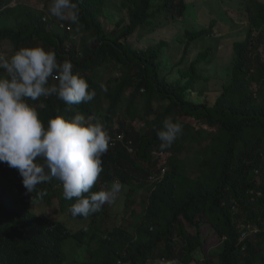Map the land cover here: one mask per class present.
Returning a JSON list of instances; mask_svg holds the SVG:
<instances>
[{
	"label": "trees",
	"instance_id": "16d2710c",
	"mask_svg": "<svg viewBox=\"0 0 264 264\" xmlns=\"http://www.w3.org/2000/svg\"><path fill=\"white\" fill-rule=\"evenodd\" d=\"M8 2L0 0V55L41 46L72 62L96 91L93 101L71 110L56 96L29 103L45 124L76 112L103 122L110 147L91 191L119 180L131 209L111 228L103 224L107 204L88 218L72 217L75 198H63L58 180L30 193L19 171L0 163V264H64L69 238L86 249L80 264H264V4L247 2L250 27L235 42L234 61L211 102L190 97L210 47L181 71L182 83L162 70L163 42H129L163 17L184 19L185 0H120L114 15L108 0H75L78 24ZM211 34L188 29L186 51ZM168 117L183 131L162 149L156 130Z\"/></svg>",
	"mask_w": 264,
	"mask_h": 264
},
{
	"label": "clouds",
	"instance_id": "9594fccd",
	"mask_svg": "<svg viewBox=\"0 0 264 264\" xmlns=\"http://www.w3.org/2000/svg\"><path fill=\"white\" fill-rule=\"evenodd\" d=\"M48 11L59 21L79 23L75 0H51ZM0 70V163L17 169L30 193L42 183L58 180L63 198H75L69 208L72 217L88 218L106 204H115L124 189L119 180L107 190L91 191L110 147L103 122L99 118L91 122V117L76 112L71 118H49L45 124L29 103L56 96L71 110L72 105L93 101L96 91L74 71L72 62L58 61L55 52L41 46L24 47L10 57L0 55ZM182 131L179 121L166 118L156 130L160 147H171Z\"/></svg>",
	"mask_w": 264,
	"mask_h": 264
},
{
	"label": "rangeland",
	"instance_id": "374dc122",
	"mask_svg": "<svg viewBox=\"0 0 264 264\" xmlns=\"http://www.w3.org/2000/svg\"><path fill=\"white\" fill-rule=\"evenodd\" d=\"M250 0H185L186 11L184 19L178 18L174 23L169 22V18L163 17L161 24H148L129 42L137 47H149L163 42L162 70L168 77L175 81H186L181 71L189 67L199 54L207 47L211 48L210 56L207 60L199 63L198 73L200 78L192 85L190 97L193 100H208L213 102L222 89V83L227 75V68L234 61V44L243 40L250 27L247 2ZM264 4V0H259ZM47 0H9L8 5L17 7L23 5L35 11H45L48 19L49 7L51 3ZM120 0H108L110 10L114 14L118 9ZM116 16L112 20L115 21ZM169 22V23H168ZM201 28L211 29L210 36L202 37L192 41L186 51V36L188 29L197 30ZM182 37L183 39H181ZM4 44L3 48L9 47ZM264 54V53H263ZM2 55L9 57L10 51L3 52ZM2 71V70H0ZM105 104V103H104ZM125 187L119 195L115 204L110 205L108 216L104 217L103 224L106 227L119 225L130 213L131 207L127 204ZM140 198H136L135 203H139ZM66 225L73 228L76 221L73 218H63ZM256 228L252 229L255 232ZM63 249L66 255L64 264H80L87 258L86 249L74 238L65 241ZM202 259H200L201 261ZM176 264V263H173ZM239 264H245L240 261ZM256 264H262V261Z\"/></svg>",
	"mask_w": 264,
	"mask_h": 264
},
{
	"label": "built area",
	"instance_id": "2783aa9c",
	"mask_svg": "<svg viewBox=\"0 0 264 264\" xmlns=\"http://www.w3.org/2000/svg\"><path fill=\"white\" fill-rule=\"evenodd\" d=\"M118 138H119V139H122L123 137H122V135H119Z\"/></svg>",
	"mask_w": 264,
	"mask_h": 264
}]
</instances>
